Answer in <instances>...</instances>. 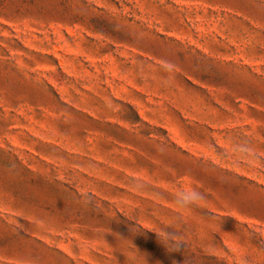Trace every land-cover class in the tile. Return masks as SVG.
Instances as JSON below:
<instances>
[{"label": "rangeland", "instance_id": "374dc122", "mask_svg": "<svg viewBox=\"0 0 264 264\" xmlns=\"http://www.w3.org/2000/svg\"><path fill=\"white\" fill-rule=\"evenodd\" d=\"M0 264H264V0H0Z\"/></svg>", "mask_w": 264, "mask_h": 264}, {"label": "clouds", "instance_id": "9594fccd", "mask_svg": "<svg viewBox=\"0 0 264 264\" xmlns=\"http://www.w3.org/2000/svg\"><path fill=\"white\" fill-rule=\"evenodd\" d=\"M206 199L205 194L196 188H190L187 190H180L175 196V206L180 210H188L192 208L199 207L201 202ZM175 235H170L165 232L164 238L162 240L163 245L172 243L173 246L178 247L179 241H174Z\"/></svg>", "mask_w": 264, "mask_h": 264}]
</instances>
